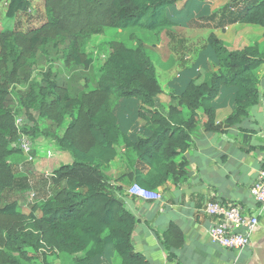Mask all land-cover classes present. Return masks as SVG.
Wrapping results in <instances>:
<instances>
[{
  "label": "trees",
  "instance_id": "trees-1",
  "mask_svg": "<svg viewBox=\"0 0 264 264\" xmlns=\"http://www.w3.org/2000/svg\"><path fill=\"white\" fill-rule=\"evenodd\" d=\"M182 1L0 0L3 18L14 23L0 30V264L38 258L47 264V257L56 253L70 255L73 264H93L108 247L119 264H151L132 247L137 220L124 206L119 180L127 177L130 184L147 189L184 180V153L198 113L204 115L206 131L221 132L240 123L264 99V72L257 73L264 65V50L255 42L230 50L213 30L206 48L216 69L201 82L198 68L192 69L178 93L170 91L172 103L165 110L158 102L163 89L156 68L140 40L134 46L107 41L98 76L88 86L94 36L108 28L171 34L178 25L223 30L250 24L263 28L264 44V0H228L208 14L175 20L168 7ZM55 61H62L74 84L66 85L52 71ZM39 62L49 65L34 78ZM223 89L231 91L233 109L216 123L214 102ZM17 104L31 126H16ZM119 106L125 109L121 113ZM32 109L50 123L52 133L45 135L72 159L38 179L19 170L20 163L11 158L22 155L20 132L31 138L43 133L29 113ZM123 115L128 116L127 126ZM61 127V134L54 133ZM104 166L115 169L112 178ZM33 184L38 191L23 209L19 196ZM161 241L168 260H174V248L183 244L181 229L170 224Z\"/></svg>",
  "mask_w": 264,
  "mask_h": 264
},
{
  "label": "crops",
  "instance_id": "crops-1",
  "mask_svg": "<svg viewBox=\"0 0 264 264\" xmlns=\"http://www.w3.org/2000/svg\"><path fill=\"white\" fill-rule=\"evenodd\" d=\"M257 30L262 36L263 28ZM263 72L258 75L261 76ZM183 86L184 83L179 82L178 91ZM160 96L158 102L163 105ZM170 103L166 104L167 107ZM214 104L215 122H222L233 109L231 91L221 90ZM120 118L127 126L128 116ZM203 119L204 115L199 112L189 147L184 153L188 160L187 176L178 182L170 179L157 188L162 193V201H147L130 196L127 194L130 179L123 177L119 180L118 183L123 186L121 195L124 206L137 220L131 234L132 247L151 264H164L168 257L162 245V235L173 223L183 234V244L174 248V264H264L263 211L248 245L241 251H233L208 238L207 230L212 224V217L201 210L206 201L217 200L246 204L256 212L257 206L251 200L248 189L255 182L259 170L264 168V99L249 108L240 123L225 131H206ZM133 124L139 125L140 121ZM118 152L122 156L123 149L120 148ZM69 156L68 152L62 151V163L71 162ZM11 158L14 162L24 163L23 155ZM114 170L112 167H103L110 178ZM22 202L20 199L19 205L26 209ZM119 261L118 255L108 247L101 256L93 259V264H119ZM62 264H73L70 255L62 253Z\"/></svg>",
  "mask_w": 264,
  "mask_h": 264
},
{
  "label": "rangeland",
  "instance_id": "rangeland-1",
  "mask_svg": "<svg viewBox=\"0 0 264 264\" xmlns=\"http://www.w3.org/2000/svg\"><path fill=\"white\" fill-rule=\"evenodd\" d=\"M177 3L176 10L174 7H168V14L173 19L178 20L182 17H198L200 15L208 14L221 6H223L226 0H206L208 4L201 3L200 0H189ZM207 7V8H206ZM14 25L12 20H6L3 18V11L0 6V30L5 28H12ZM252 27V28H250ZM262 29L260 26H244L241 25H230L225 29H191L181 25L173 27L172 33L167 34L166 32L152 33L139 28H131L127 30H114L108 28L104 33L94 36V41L91 45L90 51L93 58V64L91 69L87 72L88 86L93 87L96 77L98 76V69L100 63L104 59L105 55V44L110 39H116L123 42L126 46H134L136 40L143 42L145 51L151 58L156 68L158 81L163 89V94L160 96V101L163 105H160L162 110L167 108L170 99L168 98L170 91L177 92V86L179 82L184 83L185 80L190 77L193 71L192 69L198 68V77L200 81L208 78L211 71L215 70L216 67L212 65L209 60L207 48H206V37L213 30V32L226 44L228 49L236 50L245 45L257 43L260 50H264V44L262 36L259 30ZM46 63L39 62L35 67L34 78H39V71L45 70ZM264 70V65L258 69V74ZM52 71L64 81L66 85H72L71 74L64 69L62 61H55L52 64ZM83 80L80 81L82 83ZM20 91L24 89V86L18 88ZM134 107L133 104L130 103ZM17 108L20 110L17 117L21 118L23 125H32V120L28 114H25L22 106L17 104ZM119 112H123L125 109L118 107ZM31 116L36 121L38 129L43 131L40 135L32 138L34 143V153L36 159L33 163L22 164L23 162H17L22 164L24 170L28 176H35L37 179L44 176L46 173H50L53 169L62 164V150H60L56 144L52 142L50 137L45 134H51L52 129L50 123L39 117L35 110H30ZM139 121V120H138ZM62 127L58 129L56 134H61ZM71 158V156H69ZM68 157V158H69ZM35 179V180H37ZM33 180V181H35ZM34 191H38L37 184H33ZM22 199V203L27 209L31 203L28 198V193L23 196H19ZM18 198V199H19ZM47 264H62V253L52 254L47 257ZM25 264H42L41 258L35 259Z\"/></svg>",
  "mask_w": 264,
  "mask_h": 264
},
{
  "label": "built area",
  "instance_id": "built-area-1",
  "mask_svg": "<svg viewBox=\"0 0 264 264\" xmlns=\"http://www.w3.org/2000/svg\"><path fill=\"white\" fill-rule=\"evenodd\" d=\"M16 126L21 129L22 120L15 118ZM17 147L24 157V163H33L36 159L34 143L31 136L20 132ZM22 164L18 169H24ZM45 177L50 176L46 173ZM249 196L257 206L256 212L246 204L223 203L208 200L202 206V212L212 217V224L207 230L208 238L223 248L241 251L248 243L250 236L259 223V217L264 212V168L260 169L255 182L248 189ZM127 194L147 201H162L163 196L157 189H147L133 182L127 188ZM36 196L34 188L28 190V198L32 202ZM263 211V212H262ZM262 212V213H261ZM164 264H174L167 261Z\"/></svg>",
  "mask_w": 264,
  "mask_h": 264
}]
</instances>
